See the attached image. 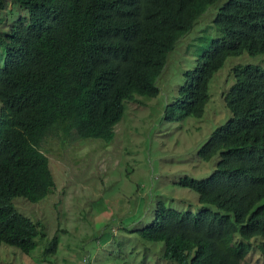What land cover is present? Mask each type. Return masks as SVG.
Listing matches in <instances>:
<instances>
[{
    "label": "trees",
    "instance_id": "obj_1",
    "mask_svg": "<svg viewBox=\"0 0 264 264\" xmlns=\"http://www.w3.org/2000/svg\"><path fill=\"white\" fill-rule=\"evenodd\" d=\"M216 1L0 0V10L10 3L26 12L0 28V244L28 254L43 233L12 203L38 202L55 186L43 140L111 142L125 102L159 93L168 53ZM213 21L221 35L184 72L166 118L201 117L228 56L264 55V0H226ZM232 75L222 94L231 115L197 151L204 161L218 155L213 171L175 180L199 206L159 199L127 229L159 244L154 264H242L254 240L264 256V66L236 65ZM57 244L54 236L44 255Z\"/></svg>",
    "mask_w": 264,
    "mask_h": 264
},
{
    "label": "rangeland",
    "instance_id": "obj_2",
    "mask_svg": "<svg viewBox=\"0 0 264 264\" xmlns=\"http://www.w3.org/2000/svg\"><path fill=\"white\" fill-rule=\"evenodd\" d=\"M225 1L209 5L168 53L157 80L159 93L137 95L125 102L111 142L70 137L61 143L53 135L43 140L40 148L49 159L54 188L38 202L24 197L12 200L18 212L40 223L43 233L28 254L0 244V264H82L83 256L88 257L86 264H140L141 259L154 264L160 255L159 244H146L127 229L148 212L152 214L159 199L180 209L199 206L197 193L175 180L186 175L203 178L213 171L218 155L204 161L197 151L231 115L222 94L234 81L232 68L240 64L264 66L261 54L252 56L244 51L228 56L209 82L211 97L203 115L178 119L172 114L166 118V105L174 102L184 72L194 67L202 48L221 35L213 19ZM23 15L24 9L7 3L0 10V28ZM54 236L56 250L44 255ZM257 243L253 241L242 264H264Z\"/></svg>",
    "mask_w": 264,
    "mask_h": 264
}]
</instances>
